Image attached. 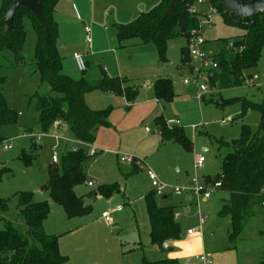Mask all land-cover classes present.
<instances>
[{
  "label": "rangeland",
  "instance_id": "obj_1",
  "mask_svg": "<svg viewBox=\"0 0 264 264\" xmlns=\"http://www.w3.org/2000/svg\"><path fill=\"white\" fill-rule=\"evenodd\" d=\"M159 1L58 0L56 5L54 21L62 72L73 80L83 79L86 82H93L104 75H116L126 78L127 85L136 86L132 101L100 89L84 93V100L90 108H110L108 125L94 129L95 147L103 152L85 162L87 178L94 185L90 187L83 183L74 188L77 195L83 196L84 203L90 205V211L85 216L68 218L62 206L56 204L44 188L47 170L52 165L51 156L55 154L59 164L62 151L71 149L73 143L68 140L56 144L52 137L38 138L37 112L34 100L30 99L34 92L46 93L48 87L40 84L38 75L31 70L35 37L29 26L26 27L21 59L16 61V57L7 53L0 58V77H4L0 87L7 105L17 113L14 124H6L0 129V135L5 138L0 145V197L10 198L8 211L0 214V228L5 219L24 232L26 226L16 212L13 195L30 191L34 201L47 202L49 211L43 221V230L47 235L58 237L63 254L72 252L73 248L82 244L91 250L92 257L101 256L104 261L110 252L107 245L122 244L125 249L134 248L133 254L130 255L131 249L127 252L126 264H137V256L141 253L145 254L149 262L156 263L176 248L167 242L172 247V250L167 251L162 249V245L150 240L144 196L154 190L155 199L160 205H165L173 195L180 237L186 228L200 225L198 210L208 218L201 227L202 240L199 238L194 240L197 242L193 246L190 247L194 241L184 247L186 257L187 252L192 254L186 260L188 264H201L197 258L199 256L207 258L209 254L234 253L225 248L229 245L226 235L229 220L217 216L229 192L217 188L209 198H198L190 191L193 187L191 179L195 177L201 181L203 176H213L221 171L228 151L226 144L240 138L241 124H247L253 132L257 131L260 113L257 109L242 113L240 100L258 104L264 96V46L257 66L251 69L252 75H258V80L213 93L206 91L203 99H197L199 82L190 80L184 84L183 80L190 79L191 74L187 68H178L180 49L187 45L184 37L170 39L163 58L152 43L119 46L115 37V24L131 22L140 11L150 10ZM84 25L92 28L91 46L85 41ZM241 33L239 27L224 24L221 17L214 13L212 23L203 29L206 41L203 49L210 56L216 54L221 49L220 41L227 42L229 40L226 37ZM73 53L82 55L84 71L77 68ZM190 61L191 64L197 63L192 58ZM161 73L170 75L173 80L175 96L171 103L157 102L154 97L151 84L156 75ZM160 111L168 120L179 119L177 127L182 128L184 135L191 141V150H186L169 136L154 132L160 130L154 122L155 115ZM222 119L231 120L223 124L220 123ZM163 121L167 128L174 127L173 124L168 125L164 118ZM146 127L150 133H146ZM29 129L32 130L30 133ZM32 142L39 148L35 151L32 163L26 165L21 158L22 152L31 154ZM5 144L11 147L5 148ZM198 156L204 158L200 168L195 165ZM121 157L138 160L140 169L127 175L130 162H121ZM147 170H151L164 186L162 194L157 193L151 185ZM100 185L118 186L121 193L111 198L88 194ZM179 188L184 191L175 195V190ZM117 206H121L122 211L117 212ZM102 211L110 213L109 223L102 219ZM260 227L261 218L255 214L247 220L243 233L232 243L241 246L237 253L241 260H247L246 264H256L261 252L259 244L264 250V239L258 235ZM102 245L104 250L100 252ZM202 247L204 250H201ZM194 254H197L196 258ZM247 256L253 262H249ZM177 263L182 264V259ZM92 264L103 262L93 261Z\"/></svg>",
  "mask_w": 264,
  "mask_h": 264
},
{
  "label": "trees",
  "instance_id": "obj_2",
  "mask_svg": "<svg viewBox=\"0 0 264 264\" xmlns=\"http://www.w3.org/2000/svg\"><path fill=\"white\" fill-rule=\"evenodd\" d=\"M13 0H1L0 19ZM58 0H43L41 4L42 24L35 14L19 8L13 18V28L7 33H0V58L4 53L21 58L26 38V27L34 33L35 41L32 49L31 70L36 73L40 84L48 89L44 94L34 92L30 100H34L37 112L38 133L49 131L54 121L66 126L70 136L85 143L95 140L94 129L108 125L110 108L92 109L85 100L84 93L92 89L122 95L126 101H132L136 91L135 85H127L126 78L104 75L94 82L73 80L62 72L61 59L57 50V26L54 21L55 5ZM171 0H160L148 11H140L129 23L115 24V37L119 46L129 44L152 43L156 46L161 58L164 57L170 39L182 36L188 40L190 30L198 26L200 16L191 13L189 7L194 0H177L175 5L166 9ZM217 10L221 21L228 26L239 27L242 33L235 37H226L229 41H220L221 49L211 55L215 67L203 69L207 75L209 87L216 90L246 84L250 71L257 66L264 46V13L257 12L249 17L235 16L222 7L218 0H209ZM3 23L0 21V28ZM188 43V41H187ZM191 57L187 45L180 49V65L191 73ZM4 77H0L2 83ZM156 100L169 103L174 98L173 83L170 77L158 76L151 84ZM131 88V89H130ZM241 112L257 109L260 123L256 132L247 124L240 126V138L228 144L227 153L221 165V171L213 176H203L204 183L219 182L220 190L229 192L227 200H223L217 211L219 218L229 220L227 238L232 244L243 233L245 224L255 214L261 218L258 235L264 239V96L258 104L240 100ZM17 113L7 105L0 87V129L4 125L14 124ZM160 128V134L171 137L186 150H191V141L184 135L182 128L175 125L167 128L163 118L154 119ZM32 130L29 129L28 133ZM5 140L0 135V145ZM220 146V145H219ZM39 148L32 142L31 154L22 152V160L26 165L32 163L35 151ZM89 159L86 148L79 146L76 150L68 149L61 154L59 164L49 166L44 188L50 198L62 206L68 218L85 216L90 205L85 204L82 195H77L75 186L86 183L85 162ZM132 171L140 166L131 160ZM140 168V167H139ZM121 193L118 186L100 185L89 195L110 198ZM154 190L145 196V209L149 224L151 242L160 245L167 241H175L180 236V227L174 216V205H160L155 199ZM15 208L25 223L24 232L19 231L3 219L0 228V264H65L67 256L59 249L58 237L47 235L43 230V221L49 208L46 201H34L32 192L23 191L13 195ZM10 198L0 197V214L9 209ZM234 245V244H233ZM256 264H264V250ZM140 264H178L176 260L161 259L151 263L142 255Z\"/></svg>",
  "mask_w": 264,
  "mask_h": 264
},
{
  "label": "built area",
  "instance_id": "obj_3",
  "mask_svg": "<svg viewBox=\"0 0 264 264\" xmlns=\"http://www.w3.org/2000/svg\"><path fill=\"white\" fill-rule=\"evenodd\" d=\"M200 9H204L203 11V16H200V19L198 21V26L192 30H190L189 32V37H188V43H187V49H188V54L189 56L196 60V64H192L191 66V77L190 79H184L183 82L184 83H189L190 80H194L198 83V92H197V99H203L204 97V93L207 92H213L216 91L215 88L213 87H209V84L207 83V75L205 73V71L203 69L205 68H209V67H215L216 64L213 63L211 56L208 55L204 49L203 46L205 44V38L203 36V29L205 27V25H209L212 23V15L218 14L217 10L214 6H212L209 2V0H194V3L189 7V11L191 13H195L197 15H199V12L201 11ZM83 31H84V36H85V41L88 45L91 44L92 42V35H91V27L84 25L83 27ZM73 58L75 60V64L77 66V68L80 71H84L85 70V62L83 60L82 55L77 54V53H73ZM259 77L257 74L254 75H250L249 78L246 79L245 83L248 82H253L255 80H258ZM230 120V119H229ZM228 119H223L221 120V123H227V121H229ZM166 123L168 125H178L179 124V119H173V120H167ZM59 126H63V124H61L59 121H54L51 128L49 129V131L45 132V133H39L38 134V138H41L43 136H48V137H53L55 140H58L59 138H64L61 134L55 133L56 130H58ZM146 132H150V129L148 127L145 128ZM154 132L156 133H160V130L156 129L154 130ZM72 138V137H71ZM74 142V146L71 148L72 150H76L79 146H83L86 148L87 151V155L89 157H93L96 155V150L91 146V143H85L79 140H75L73 139ZM5 148H10L11 145L10 144H5L4 145ZM56 145H54L55 149ZM132 159L128 158V157H121L120 161H128L130 162ZM204 158L203 156H198V158L195 161V165L196 168H200L203 164ZM51 162L53 164L58 163V158L55 154H53L51 156ZM147 175L148 178L151 181V185L154 187L155 191L159 194H162V191L164 189V186L160 184V182L157 180L155 174L151 171V170H147ZM191 183H192V189L190 190L194 195H196L198 198H202V199H207L210 197V195L212 194V192L217 189V187L219 186V182L216 181L212 184H206L204 183L203 180L199 181L197 178H192L191 179ZM86 184L88 186H92L93 185V181L88 180L86 181ZM264 190V189H263ZM184 191V189L179 188L176 189L174 194L175 195H180L182 192ZM167 194V193H166ZM262 205H264V201L262 202ZM122 209L121 206H117L115 208L116 211H120ZM198 217H199V223L200 225L196 228H192V229H188L187 230V234L191 235L194 233H197V235H202V225L206 222V215H203L199 210H198ZM102 217L105 219V221L110 222L111 221V216L109 212H102ZM175 218L177 217L176 214H174ZM163 246L165 248L168 247L167 243H163ZM201 260H203V257H200Z\"/></svg>",
  "mask_w": 264,
  "mask_h": 264
},
{
  "label": "crops",
  "instance_id": "obj_4",
  "mask_svg": "<svg viewBox=\"0 0 264 264\" xmlns=\"http://www.w3.org/2000/svg\"><path fill=\"white\" fill-rule=\"evenodd\" d=\"M57 3H58V1H57ZM57 3H56V5H57ZM56 5H55V11H56ZM55 13V12H54ZM105 30H106V28H104ZM204 33H205V31H204ZM91 35H92V28H91ZM206 42V41H205ZM92 43V42H91ZM89 46H91V44L89 45ZM220 51V50H219ZM209 55V54H208ZM213 55V54H212ZM250 74H252V71H250ZM113 76H116V75H113ZM158 76H167V77H170V75H167V74H165V73H161V74H158V75H156V78L158 77ZM119 77V76H118ZM171 78V77H170ZM171 80H172V78H171ZM96 81V80H95ZM94 82V81H93ZM172 83H173V80H172ZM184 84H188V83H184ZM262 86V85H261ZM210 93H213V92H210ZM157 102H159L158 100H156ZM172 102V101H171ZM171 102H169V103H171ZM163 108H164V106H163ZM158 116H161V117H163L165 120H168L167 118H165L164 117V115H163V112L162 111H160V113L159 114H156L155 115V117H154V119L156 118V117H158ZM170 119V118H169ZM174 119H177V118H174ZM223 120V119H222ZM231 120V119H230ZM221 123V122H220ZM175 126V125H174ZM55 133H58V134H61L64 138H59L58 140H55L53 137V139L55 140V142H56V144H57V142L58 141H68V140H70V141H72V143H73V145H72V147L75 145L74 144V142H73V140H72V138H71V136H70V134L68 133V131H67V128H66V126H59L58 127V130H56L55 131ZM146 133H150V132H146ZM44 137V136H43ZM42 138V137H41ZM91 146L96 150V155L98 154V153H101V152H103V150H100V149H98L97 147H95V140L91 143ZM56 148V147H55ZM66 150H68V149H65V150H63L62 151V153L64 152V151H66ZM105 152V151H104ZM61 153V154H62ZM117 154V153H116ZM90 158V157H89ZM134 160H136V159H134ZM123 162H126V161H123ZM128 162V161H127ZM136 162L137 163H139V161L138 160H136ZM132 163H131V161H130V166H129V170L126 172V174L127 175H130V174H132V173H134L135 171H132ZM139 165H140V163H139ZM140 167V166H139ZM138 167V169H140ZM137 171V170H136ZM86 176H87V174H86ZM89 180V179H88ZM93 185H94V182H93ZM92 185V186H93ZM91 187V186H90ZM92 191V190H91ZM91 191H89V192H91ZM171 194V193H170ZM172 195V194H171ZM92 196H94V195H92ZM96 197H100L99 195H95ZM94 196V197H95ZM111 198V197H110ZM164 198V197H163ZM164 199H166V198H164ZM172 199H173V195H172V198H169L168 200H167V203L165 204V205H168V204H172L173 205V202H172ZM175 207V206H174ZM120 211H122V209L120 210ZM102 212H104V211H102ZM102 212H101V214H102ZM117 212H119V211H117ZM185 213L187 212V211H184ZM201 212V211H200ZM202 213V212H201ZM176 214V213H175ZM198 214V213H197ZM101 217H102V215H101ZM207 217V216H206ZM102 219L105 221V219L102 217ZM198 219H199V217H198ZM207 220H208V218H206V222H207ZM176 221H177V218H176ZM106 223H107V221H105ZM178 222V221H177ZM205 222V223H206ZM109 223V222H108ZM204 223V224H205ZM149 225V224H148ZM217 225V224H216ZM188 229H192V227H188V228H186V232H183L182 233V236L180 237L179 236V238L177 239V240H175V241H167V242H171V244H172V246H174L176 249L175 250H173V251H171V252H168V254L164 257V258H161V259H171V260H176V261H181V259H182V264H188L187 262H186V260L187 259H189L190 258V256L192 255L191 254V252H187V257H186V254H185V252H184V247H185V245H188V243H190V242H193L194 240H200L201 239V237H202V235H203V231H202V235L200 236V235H197V233H194V234H191V235H189V234H187V230ZM228 230V229H227ZM226 235H227V231H226ZM150 237V236H149ZM200 238V239H199ZM202 240V239H201ZM227 240H228V238H227ZM166 242V243H167ZM197 241H194L191 245H190V247L191 246H193V244L194 243H196ZM229 242V241H228ZM168 245V244H167ZM102 247L103 248H101V250H100V252H103V250H104V246L102 245ZM107 247L110 249V252H109V255H107L106 256V259L103 261V259L101 258V256H99L98 258H95V257H92L91 256V253H90V251L91 250H89L88 248H86L84 245H82V244H80L78 247H75V248H73V250H72V252H70V253H66V254H64V255H66L67 256V262L65 263V264H92L93 263V261L95 262V263H100V262H103V264H126L127 263V261L128 260H125V256L127 255V252L130 250L132 253H130V255L131 254H133V249L134 248H129V249H125L124 248V246L122 245V244H119L118 246H115V245H110V246H108L107 245ZM190 247L188 246L187 248H189L190 249ZM241 246H239V245H237V244H234V245H232L230 242H229V245H227V246H225V248H226V250L228 251V252H230V251H234V253H230L229 255L228 254H222V253H220V254H216V255H213V254H209V256H207V258L206 257H204V256H199V257H197V254H194L195 255V258L197 257L202 263L201 264H246V262H247V260L245 259L244 261L243 260H241L240 259V254L239 253H237V251H238V249L240 248ZM116 248H118V250H116ZM119 248H120V250H119ZM60 249V248H59ZM162 249H165V250H167V251H169L170 249L172 250V247L170 246V245H168V247L167 248H165L163 245H162ZM199 250H200V248H199ZM201 250H204L203 249V247L201 248ZM60 252L62 253V251L60 250ZM236 252V253H235ZM63 254V253H62ZM71 255V256H70ZM142 255H144L145 256V254L144 253H141L140 254V256L138 257L137 256V264H140V258L142 257ZM68 256H70V258L68 257ZM146 257V256H145ZM200 257H203L204 259L203 260H201L200 259ZM160 259V260H161ZM212 259H213V261H212ZM247 259H248V261L249 262H253V261H251V259H249L248 258V256H247ZM243 262V263H242ZM199 264V263H198Z\"/></svg>",
  "mask_w": 264,
  "mask_h": 264
},
{
  "label": "water",
  "instance_id": "obj_5",
  "mask_svg": "<svg viewBox=\"0 0 264 264\" xmlns=\"http://www.w3.org/2000/svg\"><path fill=\"white\" fill-rule=\"evenodd\" d=\"M42 2L43 0H13L0 19L3 23V26L0 28V33H7L13 28L14 14L21 7L32 11L38 22L42 24ZM176 2L177 0H171L166 9L172 8ZM218 2L226 11L238 17H249L260 11L264 13V0H218Z\"/></svg>",
  "mask_w": 264,
  "mask_h": 264
}]
</instances>
